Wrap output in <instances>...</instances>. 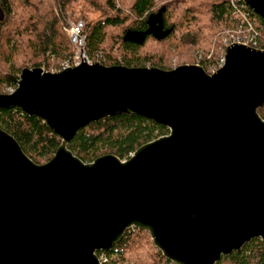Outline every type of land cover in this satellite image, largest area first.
Returning <instances> with one entry per match:
<instances>
[{
  "label": "water",
  "instance_id": "water-1",
  "mask_svg": "<svg viewBox=\"0 0 264 264\" xmlns=\"http://www.w3.org/2000/svg\"><path fill=\"white\" fill-rule=\"evenodd\" d=\"M264 22V0H243ZM0 109L37 116L59 137L32 161L0 127V264H99L130 227L174 264H215L264 243V48L225 47L213 72L79 63L6 73ZM132 113L167 128L128 157L82 161L67 144L103 116Z\"/></svg>",
  "mask_w": 264,
  "mask_h": 264
},
{
  "label": "trees",
  "instance_id": "trees-1",
  "mask_svg": "<svg viewBox=\"0 0 264 264\" xmlns=\"http://www.w3.org/2000/svg\"><path fill=\"white\" fill-rule=\"evenodd\" d=\"M57 1L61 16L54 15L50 0H0V85L7 82L4 74H17L25 66L57 67L72 51L62 30L69 17L82 21L85 52L92 60L169 69V58L176 55L178 63L198 62L205 71L217 55L222 30L238 23L227 0ZM90 11L97 17L80 14ZM211 46L209 58L189 56L190 50L207 52ZM257 112L264 119V104ZM0 127L37 163L49 159L59 143L42 119L16 107L0 109ZM166 133L165 126L144 117L117 114L81 126L67 147L82 161L105 153L125 159L142 143ZM101 252L107 257L101 264H174L153 245L146 230L134 227L96 255ZM215 264H264V243L258 237L250 238L239 251L220 256Z\"/></svg>",
  "mask_w": 264,
  "mask_h": 264
},
{
  "label": "built area",
  "instance_id": "built-area-1",
  "mask_svg": "<svg viewBox=\"0 0 264 264\" xmlns=\"http://www.w3.org/2000/svg\"><path fill=\"white\" fill-rule=\"evenodd\" d=\"M227 2L231 8L232 14L238 18V23L233 28H226L222 30L223 34L221 35V43L217 45V55H215L212 62L207 64L206 72L208 73L213 72L216 68L222 65L224 62L225 47L231 43L237 42L254 48H264V22L244 3L243 0H227ZM56 13H58L57 9ZM258 18L263 22V24L259 23ZM62 27L69 44L72 46V51L69 55L59 61L57 69L75 65L81 60H85L86 62L97 61L90 59L85 52V38L81 31V20H72L67 18L65 19ZM211 50L212 46L207 52L201 49H194L192 50V55H194V58L197 60L204 55L206 58H209ZM14 88L15 84L4 82L0 85V92L9 93L13 91ZM97 258L99 264L107 261L106 255L102 252L97 255Z\"/></svg>",
  "mask_w": 264,
  "mask_h": 264
},
{
  "label": "rangeland",
  "instance_id": "rangeland-1",
  "mask_svg": "<svg viewBox=\"0 0 264 264\" xmlns=\"http://www.w3.org/2000/svg\"><path fill=\"white\" fill-rule=\"evenodd\" d=\"M51 2V7H52V10H53V13H54V15H59V16H61V14H62V12L60 11V7H59V3H58V1L57 0H50ZM53 2V3H52ZM56 9H57V11H58V13H56ZM80 14H83V15H86L87 16V18H95V17H97V13L96 12H81ZM77 15V14H76ZM78 15H79V13H78ZM77 15V16H78ZM80 16V15H79ZM70 19H72L73 20V18H71V17H69ZM67 19V18H66ZM64 23V22H63ZM62 30H63V27H62ZM64 31V30H63ZM192 50H190V52H189V56L191 57V58H194V55H192ZM195 59V58H194ZM60 61V60H59ZM59 61H58V63H59ZM58 63H57V65H58ZM184 63H189V62H184ZM192 63V62H191ZM194 63V62H193ZM177 64H180V63H178V57L176 56V55H172V56H170V58H169V61H168V65L170 66V68L171 67H174L175 65H177ZM27 67H30V66H27ZM55 69H57V67H55V66H52L50 69H46V70H50V71H54ZM132 152H130L129 153V155L131 154Z\"/></svg>",
  "mask_w": 264,
  "mask_h": 264
}]
</instances>
